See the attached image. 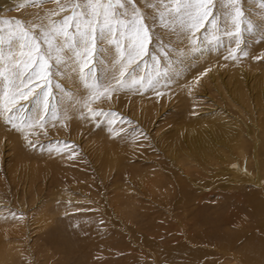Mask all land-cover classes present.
Masks as SVG:
<instances>
[{
    "label": "bare ground",
    "instance_id": "obj_1",
    "mask_svg": "<svg viewBox=\"0 0 264 264\" xmlns=\"http://www.w3.org/2000/svg\"><path fill=\"white\" fill-rule=\"evenodd\" d=\"M136 3L151 12L141 0ZM239 6L244 19L255 24L256 31L248 34L259 36V44L247 53H264L260 0H240ZM59 8L55 0L35 5L9 0L2 2L0 20L13 21V27L17 19L25 27H46L71 14V9L59 12ZM219 8L217 3L218 13ZM54 11L59 15H50ZM222 22L216 33L219 39L213 43L201 31L197 33L196 51L157 28L163 42L171 46L160 67L161 73L167 70L168 74L158 77L155 88L137 86L90 102L125 105L140 123L150 126L156 125L154 120L163 109L173 107L176 117L159 129V139L148 147L141 135L125 134L122 128L110 130L105 124L94 126L83 105L89 92L77 73L50 61L51 83L34 80L30 85L59 89L51 97L57 118L48 112L43 128L63 141L72 136L70 141L83 155L66 148L57 154L32 155L25 150V137L0 116V152L10 146L14 156L12 162L0 164V171L6 167L9 174V185L0 191V264H56V253L76 250L82 251L84 264H264V69L243 66L240 53L236 60L229 57L235 44L224 34L223 16ZM0 27L6 35L9 26ZM34 31L39 32V27ZM153 47L149 46V53ZM155 47L158 51L159 45ZM144 61L152 63L150 56ZM97 71L103 79L104 69ZM210 88L223 101L218 111L206 109L198 98ZM3 89L0 78V93ZM71 97L75 101L70 103ZM35 108L28 121L39 111ZM87 121L91 125L86 126ZM27 122L24 127L33 129ZM129 157L132 165L126 163ZM74 192L88 198L83 200ZM122 215L130 218L131 241L141 259L126 255L120 244L107 239V230L128 226ZM35 232L42 235L40 244L32 242ZM145 243L154 249L149 255L140 249ZM26 252L31 260L23 263L20 256ZM37 252L43 253L41 263ZM124 255L130 256L129 261L121 260Z\"/></svg>",
    "mask_w": 264,
    "mask_h": 264
},
{
    "label": "snow or ice",
    "instance_id": "obj_2",
    "mask_svg": "<svg viewBox=\"0 0 264 264\" xmlns=\"http://www.w3.org/2000/svg\"><path fill=\"white\" fill-rule=\"evenodd\" d=\"M51 2L53 0H29L34 5ZM55 2L60 5L59 12L71 9V14L59 22L50 21L46 27L34 24L30 28L25 27L19 19L14 21L13 27V21L0 20V25L9 26L6 35L5 29L0 27V78L4 81V89L0 93V116L21 133H24L21 125L25 121L16 122L14 114L20 111L17 105L21 100L34 103L39 109L36 116L27 122L29 128L44 127L50 106L53 119L57 118L56 108L51 105L50 88L40 84L30 86L34 80L51 83L50 61L77 73L89 92L83 105L95 117L103 113L93 110L90 107L91 101L102 97L110 99L114 92L137 86L155 88L159 82L158 77L168 74L167 70L161 73L160 67L161 58L169 57L171 46L163 42L157 28L174 34L182 42L192 45V51H196L200 40L197 33L201 29L209 34L204 37L209 43L219 39L216 35L221 28V17L216 15L219 3L224 9V34L232 38L235 44V47L229 49V57L236 60L238 53L248 55L241 48L242 31L251 33L255 27L251 20L244 19L240 0H141L144 8L151 12L141 9L136 0ZM260 6L264 8V0H260ZM59 12L54 11L50 15H59ZM229 19L231 27L228 26ZM149 20L150 24L146 22ZM37 27L39 32L34 31ZM157 44L158 51L155 47ZM150 45L154 46L152 53H149ZM145 56H150V66L144 61ZM98 69H104L103 79ZM36 88H40V91H36ZM157 95L162 93L158 92ZM72 101H75V97L70 98V103ZM27 142L35 147L31 140Z\"/></svg>",
    "mask_w": 264,
    "mask_h": 264
},
{
    "label": "rangeland",
    "instance_id": "obj_3",
    "mask_svg": "<svg viewBox=\"0 0 264 264\" xmlns=\"http://www.w3.org/2000/svg\"><path fill=\"white\" fill-rule=\"evenodd\" d=\"M6 1H9V0H0V9L2 8V2H6ZM219 9H220V13L216 12V15L218 17H221L220 24L222 27L223 26L222 16H223L224 9L223 8H219ZM255 31H256V29L254 27L251 34H253V32H255ZM201 33H202V35H204V37L206 36V34L209 35L207 32L204 31V29H201ZM248 33L249 32H247V31L244 32L245 36H244V38L242 37L243 38L242 41H244V42L241 43V45L245 44V45H242V48H245L246 51H249L252 47H255L256 45L259 44L258 34L254 33V35L250 36ZM209 39H211V37H209ZM219 47H221V46H219ZM242 58H243L241 60L242 62L241 61L240 62L243 66L248 67L249 65L250 66L255 65L261 69H264V53H248L247 56L242 55ZM45 88H47V87H45ZM55 89L56 90H53L52 88H50L51 93L53 91H55L57 93L59 89L58 88H55ZM198 98L200 99L201 102H203V107H206V109H208V110H210V108H216L215 110L218 111L219 109L217 108V106L218 105H222V106L224 105L219 93L215 89H212V88L208 89L207 92L199 95ZM53 103H54L53 100H51V105H54ZM101 104L100 103H99V105L98 104L97 105L96 104H90V107L93 110L101 111L103 113L99 116L93 117V116L89 115L88 110H86L87 111L86 115H88L89 118L93 119L92 123L94 124V126H96L98 124H105L107 126V129L108 128L109 129L110 128H113V129L114 128H122L121 132H123L125 134L128 133L129 135L130 134L141 135L142 136L141 138L146 143L148 142L147 144L145 143V147L150 146L151 142H153L154 140L157 141L159 139L157 137H158L160 131L163 130L164 125L166 123H169L170 121H172V119H174L176 117V113L174 112V108L168 106L167 108L163 109V111H161V113H162L161 115H160V113L158 114L160 116V117L158 116L159 117L158 119L155 118L154 122L156 121L155 122L156 125L150 126L147 124L145 125L143 123H140L138 121V119L135 117V115L133 113H131V109L129 110V108L125 105H121V106L119 105L120 107L119 106L116 107V105H117L116 104L114 107L113 105L109 106V105H106L103 103H101ZM91 105H93V106H91ZM17 107L20 108V111L15 112L14 114L17 117L16 122H18V123L20 120H24L26 123L30 119L32 112L36 109L35 104L29 105V102L24 101V100H21L19 102V105H17ZM48 112L49 113L52 112L51 106L49 107ZM113 113L115 115H112ZM109 121H111V123H109ZM5 122L8 125H12L11 123L7 122L6 120H5ZM25 123L21 125L24 128V133H21L20 131H18V132H19V134H22L24 137H25V134H27V140H31L32 144L35 145V147L29 145L27 140H26V143H25L26 149L25 150L30 152L32 155L40 153V152L46 153V152H51V151H53L57 154L59 152L60 148L73 149V150H75V152H77L80 155V157L83 155V152H82L83 150H81L77 144H73L75 142L70 141V140H72L71 139L72 136L71 137L69 136L68 139H65L66 141H63V138L61 139L57 135L52 134L51 130H49V129L40 128L39 126H36L37 128L34 127L33 129L29 130L27 127H24ZM87 123H88V125H86V126L91 125V124H89V121H87ZM94 126H92V127H94ZM159 129H161V130L159 131ZM108 132H109V130H108ZM83 133L87 134V130L85 129ZM62 142H64V143H62ZM65 145H69L70 147H65ZM83 145H84V143H83ZM11 151H12V149L10 148V146H5L2 148V150L0 152V164H2L4 166L5 162L8 163V162L13 161L14 156H12ZM83 160L86 161V163H87V160L85 157L83 158ZM131 160H132V158H130V157H129V159L127 158L126 163L128 165H132V163H134V161L133 160L131 161ZM86 165H87L86 170L91 171V169L89 168L90 164H86ZM3 168H5V170L7 171L6 167H3ZM6 171L5 172L0 171V191H2V189L5 190V188L9 185L8 184L9 183V174L7 173L8 171L7 172ZM1 173L3 174V176ZM6 175H7V178H6ZM127 180L128 179H126L125 182L127 184H130V181H127ZM74 194L83 200L88 198L86 195H84V194L81 195L78 192H74ZM55 196L57 197L56 194H55ZM57 201H58V199L54 200V202H57ZM60 215L59 214L56 215L57 218H59ZM121 219H123L124 222L126 224H128V226L124 229L123 228L124 225L122 227L119 225L118 228L115 227L111 230H107V233L109 235L107 234L108 238L107 237L106 238L112 242L111 244H116V243L120 244V246H122V252L124 251L126 255H130L131 257H133L135 255L136 258L141 259L140 255H138L139 250L136 249V247L133 245V241H131L132 240V237H131L132 234L130 233L131 232L130 218L128 219L126 216L122 215ZM58 220H60V219H58ZM169 220H170V222H172V219H169ZM98 222H99V225H101V223H103V220L99 219ZM174 227H176L175 224H174ZM185 230H186L185 226L180 227L179 228V234L183 235L185 233L184 232ZM110 232H111V234H110ZM40 236H42V235L41 234L39 235L38 232H35L33 235L32 242H36V243L40 244L41 243ZM140 245H141L140 249H142V251H144V253H146L148 255L151 253L152 250H154L147 243L140 244ZM131 248H132V250H131ZM37 253H38V258L40 260V263L43 262L44 257H43V255H41L43 253H39V252H37ZM49 253H52V252H49ZM82 254H83L82 251L80 252L78 250H76L72 253H68L67 255H65L63 253L62 254L56 253L54 255V258L56 259L55 263L56 264H81V263L84 264V262H82V258H81ZM39 256H41V257H39ZM130 256L121 257V260L125 259V262L127 260L129 261ZM135 257H134V259H135ZM20 259H21V261H23V263H27L31 260V255H30V253L26 252L22 256H20ZM130 261H132V260L130 259Z\"/></svg>",
    "mask_w": 264,
    "mask_h": 264
}]
</instances>
